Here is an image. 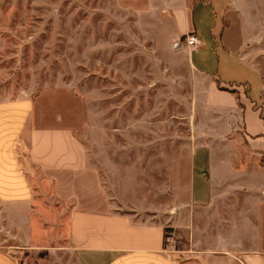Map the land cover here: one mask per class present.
<instances>
[{
  "label": "rangeland",
  "instance_id": "1",
  "mask_svg": "<svg viewBox=\"0 0 264 264\" xmlns=\"http://www.w3.org/2000/svg\"><path fill=\"white\" fill-rule=\"evenodd\" d=\"M140 2L0 0V97L38 96L35 111L39 102L55 106L95 169L93 191L84 174L62 173L54 193L31 168L34 200L0 203V243L20 261L79 264L66 240L74 198H108L116 208L165 224L167 205L181 197L187 152L204 139L195 89L203 81L180 44L161 42L164 31L142 18ZM199 4L212 23V7ZM193 23L196 33L199 24L207 27L198 15ZM261 62L264 73V54ZM21 236L32 243L22 244ZM165 249L178 264H235L188 252L180 228L165 229Z\"/></svg>",
  "mask_w": 264,
  "mask_h": 264
},
{
  "label": "crops",
  "instance_id": "2",
  "mask_svg": "<svg viewBox=\"0 0 264 264\" xmlns=\"http://www.w3.org/2000/svg\"><path fill=\"white\" fill-rule=\"evenodd\" d=\"M202 1L212 7V23L206 8L196 7L201 0H141L136 9L156 22L158 34L164 31L161 42L173 47L180 42L190 69L203 81L195 89L197 131L204 139L187 152L181 197L167 205L165 224L116 208L108 198L72 199L66 240L79 264H178L165 249L167 227L184 232L193 255L264 264V0ZM196 15L207 22L198 33ZM189 32L199 47L181 43ZM37 99L0 97L2 204L34 200L31 168L53 191L62 173L84 174L94 190L86 147L63 127L55 106L39 102L35 111ZM0 264L27 263L0 243Z\"/></svg>",
  "mask_w": 264,
  "mask_h": 264
},
{
  "label": "built area",
  "instance_id": "3",
  "mask_svg": "<svg viewBox=\"0 0 264 264\" xmlns=\"http://www.w3.org/2000/svg\"><path fill=\"white\" fill-rule=\"evenodd\" d=\"M181 43H185V46H190V47H199L200 41L196 37V35L193 32H189L185 34L184 39ZM180 44V42L178 43Z\"/></svg>",
  "mask_w": 264,
  "mask_h": 264
},
{
  "label": "trees",
  "instance_id": "4",
  "mask_svg": "<svg viewBox=\"0 0 264 264\" xmlns=\"http://www.w3.org/2000/svg\"><path fill=\"white\" fill-rule=\"evenodd\" d=\"M223 89H225V88H223ZM264 164V163H263Z\"/></svg>",
  "mask_w": 264,
  "mask_h": 264
}]
</instances>
